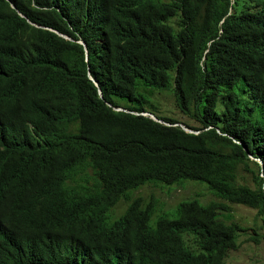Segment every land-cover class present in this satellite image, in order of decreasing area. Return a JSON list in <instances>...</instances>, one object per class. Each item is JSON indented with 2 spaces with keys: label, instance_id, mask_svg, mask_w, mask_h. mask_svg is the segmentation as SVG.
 Here are the masks:
<instances>
[{
  "label": "trees",
  "instance_id": "16d2710c",
  "mask_svg": "<svg viewBox=\"0 0 264 264\" xmlns=\"http://www.w3.org/2000/svg\"><path fill=\"white\" fill-rule=\"evenodd\" d=\"M168 90L195 125L142 115ZM89 170L94 189L79 181ZM184 182L215 201L152 225L155 201L130 197ZM233 206L256 211L254 227L234 223ZM253 242L264 0H0V264H227Z\"/></svg>",
  "mask_w": 264,
  "mask_h": 264
},
{
  "label": "rangeland",
  "instance_id": "374dc122",
  "mask_svg": "<svg viewBox=\"0 0 264 264\" xmlns=\"http://www.w3.org/2000/svg\"><path fill=\"white\" fill-rule=\"evenodd\" d=\"M171 90L165 92H154L151 96L147 97L150 102L147 110L153 112L160 117H170L181 122H186L190 125H195L188 117L184 116L176 106L175 97L172 95ZM260 162V161H259ZM240 177L243 181L242 184L253 188L252 175L240 172ZM80 184L85 185L90 189H94L97 183V179L94 172L89 170L86 176L79 178ZM209 188L206 184L197 182H184L166 186L163 184H146L136 191L130 193L131 198L140 197L145 202L150 199L155 201L156 211L151 217L150 223L153 225L158 217L164 216L168 219H172L175 216V207L181 202L198 201L203 206H207L215 199L213 194L211 195ZM128 203L124 201L118 202V204L111 210V213L107 214L106 222L109 223L112 220L119 217L125 210ZM233 222L240 225L243 228H252L256 222V211L248 209L243 206H233L232 213ZM259 223V222H258ZM228 224H231L228 222ZM257 227V226H256ZM186 244L193 250L197 251L196 247L192 243V238L186 237ZM227 264H264V244L245 243L238 251L231 252L227 259Z\"/></svg>",
  "mask_w": 264,
  "mask_h": 264
},
{
  "label": "water",
  "instance_id": "95a60500",
  "mask_svg": "<svg viewBox=\"0 0 264 264\" xmlns=\"http://www.w3.org/2000/svg\"><path fill=\"white\" fill-rule=\"evenodd\" d=\"M81 44H83L85 47H86V44L84 42H80ZM88 54V53H87ZM100 94L102 95V92L100 90ZM117 111H125L124 109H117ZM142 115L144 116H148L150 117L151 119H153L154 121L158 122V123H161V124H166V125H171V124H168L166 123L165 121L159 119L157 116H155L154 114L152 113H149V112H145V113H142ZM175 126H180L182 129H184L185 131H187L188 133H197L195 131H192V130H189L188 128L185 127L184 124H175ZM254 160V159H253ZM262 164V162H261Z\"/></svg>",
  "mask_w": 264,
  "mask_h": 264
},
{
  "label": "clouds",
  "instance_id": "9594fccd",
  "mask_svg": "<svg viewBox=\"0 0 264 264\" xmlns=\"http://www.w3.org/2000/svg\"><path fill=\"white\" fill-rule=\"evenodd\" d=\"M156 116V115H155Z\"/></svg>",
  "mask_w": 264,
  "mask_h": 264
}]
</instances>
